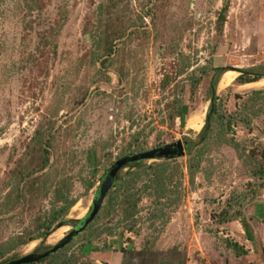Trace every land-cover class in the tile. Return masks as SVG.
I'll return each instance as SVG.
<instances>
[{
	"label": "rangeland",
	"instance_id": "rangeland-1",
	"mask_svg": "<svg viewBox=\"0 0 264 264\" xmlns=\"http://www.w3.org/2000/svg\"><path fill=\"white\" fill-rule=\"evenodd\" d=\"M228 66L259 77L217 74L198 142ZM185 135L182 155L120 168L41 264L89 261L111 238L264 264V0H0V261L62 238L118 158Z\"/></svg>",
	"mask_w": 264,
	"mask_h": 264
},
{
	"label": "water",
	"instance_id": "water-1",
	"mask_svg": "<svg viewBox=\"0 0 264 264\" xmlns=\"http://www.w3.org/2000/svg\"><path fill=\"white\" fill-rule=\"evenodd\" d=\"M227 70H235L240 73H244L245 69L240 67H222V68H215L213 73L210 76L209 80V104L208 108L205 113L203 125L201 129L199 130V138L198 142H200L208 127L210 124L211 116L214 111V101H215V81L216 76L219 74V72H224ZM220 73V74H221ZM188 136H183L181 139H177L174 142L161 145L149 150H144L142 152H139L137 154H127L125 156H122L118 158L112 166L109 168V170L106 172L105 176L102 178L97 191L95 193V197L91 203L90 208L88 211L83 215L82 218L76 219L75 224L72 225L71 229L57 242L49 246L47 249L41 251V252H34L30 251L25 254H21L19 256H12L7 258L6 260L0 261V264H24V263H30L35 262L41 257H44L46 254L54 252L55 250L59 249L61 246H63L65 243H67L69 240L74 238L80 231L84 229V227L92 220V218L95 216L103 196L105 195V192L108 188H110L113 183L118 179V171L123 166L127 165L131 162H136L145 159L150 158H172L175 156H180L183 154V146L186 145L188 142H192ZM135 163V164H136ZM67 222V219H61L56 224V226H60Z\"/></svg>",
	"mask_w": 264,
	"mask_h": 264
},
{
	"label": "crops",
	"instance_id": "crops-1",
	"mask_svg": "<svg viewBox=\"0 0 264 264\" xmlns=\"http://www.w3.org/2000/svg\"><path fill=\"white\" fill-rule=\"evenodd\" d=\"M124 245L125 243H121V246ZM151 245L148 246V250L132 248L131 251H121L111 246L99 251H88L90 260L76 261V264H187L188 262L186 253L170 242L163 244L159 239H154ZM41 263L42 261L39 262Z\"/></svg>",
	"mask_w": 264,
	"mask_h": 264
},
{
	"label": "trees",
	"instance_id": "trees-1",
	"mask_svg": "<svg viewBox=\"0 0 264 264\" xmlns=\"http://www.w3.org/2000/svg\"><path fill=\"white\" fill-rule=\"evenodd\" d=\"M258 77H259V75H258V76H257V75H254V76H251V77H248V78H243V79H241V81H243V82L254 81V80L258 79ZM236 78L238 79L239 76H237ZM180 110H181V113H180V115H179V123L182 125V123H183V117H182V114L184 113L185 106H181ZM185 149L188 150V146H187ZM120 179H121V178L118 177V180H117V181H119ZM56 219H57V216H56V215H53L52 218H51V221H55ZM67 221H69V222H73V223H74L76 220L69 219V220H67ZM241 225L243 226V228H244V230H245L246 227L244 226V224H243L242 222H241ZM245 231H246V230H245ZM106 232H107V234H110V235H111V233L113 232V231H112V228H110V227L107 228ZM247 233H248V232H247ZM247 239L251 240L250 234H249V235L247 234ZM110 243H111L112 246H114L115 248H117V249H119V250H121V251H131V249H132V248H131V249L129 250V249H127L125 246H121L120 243L116 240V238H111ZM115 244H117V246H115ZM226 244L229 245L231 248L236 249L235 251L237 252V254H238V253H242V252H244V251H241V248L237 246L236 242H226ZM42 248H44V250L47 249L46 246H43ZM148 249H149L148 246L142 248V250H148ZM52 254H53V252L48 253V254H46L44 257H41V258H39V259L36 260V261L41 262V261L44 260V258H46L47 256H50V255H52ZM5 260H6V259H5ZM36 261H35V262H36ZM35 262L24 263V264H34Z\"/></svg>",
	"mask_w": 264,
	"mask_h": 264
},
{
	"label": "bare ground",
	"instance_id": "bare-ground-1",
	"mask_svg": "<svg viewBox=\"0 0 264 264\" xmlns=\"http://www.w3.org/2000/svg\"><path fill=\"white\" fill-rule=\"evenodd\" d=\"M233 73H234L233 71H224L223 74L221 75L220 79H219L218 86L224 87V86L228 85L234 77Z\"/></svg>",
	"mask_w": 264,
	"mask_h": 264
},
{
	"label": "flooded vegetation",
	"instance_id": "flooded-vegetation-1",
	"mask_svg": "<svg viewBox=\"0 0 264 264\" xmlns=\"http://www.w3.org/2000/svg\"><path fill=\"white\" fill-rule=\"evenodd\" d=\"M245 74H248V75H251V76H254V75H257L258 74V72L257 71H250V70H245V72H244ZM189 144V142L186 144V145H184L183 146V150L187 147V145ZM139 162V161H138ZM132 163H136V162H131L130 164H132ZM129 164V163H128ZM75 223H73L72 225H74ZM44 250V248H36V249H34V250H32V251H34V252H41V251H43Z\"/></svg>",
	"mask_w": 264,
	"mask_h": 264
}]
</instances>
